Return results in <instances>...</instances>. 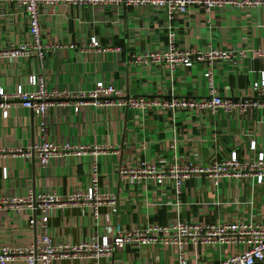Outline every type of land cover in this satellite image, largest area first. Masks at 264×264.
Masks as SVG:
<instances>
[{
  "label": "crops",
  "instance_id": "1",
  "mask_svg": "<svg viewBox=\"0 0 264 264\" xmlns=\"http://www.w3.org/2000/svg\"><path fill=\"white\" fill-rule=\"evenodd\" d=\"M43 38L52 47L44 60L33 55L5 57L10 44L29 38L28 20L14 3L0 2V87L16 91L18 85L30 89L28 78L35 73L46 76L50 88L80 92L97 81L113 83L121 89V100L129 95L167 98L210 97L205 77L210 69L199 59L198 50L222 48L235 51L228 60L216 62L212 75L216 93L224 98H257L251 85L264 73V59L252 49L264 48V9H217L213 14L195 5L171 22L163 12L153 10H112L60 4L54 14L42 16ZM176 44L195 52L194 64L179 66L173 73L165 64L134 63L133 55L164 48L170 30ZM96 35L102 46H89ZM76 44V47H70ZM238 51V52H237ZM240 51H245L242 55ZM54 105L41 118L16 99L8 100V116L0 107V198L35 196L41 192L69 196L85 193L97 167L99 191L117 198V212L105 203L98 213L84 202L66 204L50 213L48 228L53 243L81 242L112 238L115 228H142L166 224L181 218L187 221H249L264 223V181L256 177L223 178L219 184L205 174L187 180L180 204L172 187H160L147 180L130 184L120 180L119 168L140 161L190 160L206 164L228 158L236 151L242 159H254L264 152V110L247 115L215 111H179L175 114L155 110L142 113L125 106L86 105L76 113L69 98ZM44 121L47 131H40ZM57 144L69 142L85 146L81 155L66 154L41 166L34 154L41 140ZM256 147H251V142ZM95 146L106 147L95 150ZM20 150V151H19ZM26 153H30L27 158ZM7 171V177L4 173ZM34 210L24 205L16 212L12 204H0V246L36 244L40 226L31 224ZM239 248V247H238ZM231 245L187 246L188 258L195 263H217L238 250ZM241 249V248H240ZM177 264L174 251L160 244L138 247L128 244L100 257L67 258L53 264ZM12 264H27L19 260ZM41 264V263H38Z\"/></svg>",
  "mask_w": 264,
  "mask_h": 264
},
{
  "label": "built area",
  "instance_id": "2",
  "mask_svg": "<svg viewBox=\"0 0 264 264\" xmlns=\"http://www.w3.org/2000/svg\"><path fill=\"white\" fill-rule=\"evenodd\" d=\"M1 3H14L17 9L25 14L28 20L29 38L25 42L12 43L2 52L5 57H25L33 55L44 60L45 53L52 47L50 42L43 38L42 16L54 14L58 5L82 7L111 8L120 11L126 8L135 10H153L163 12L166 21L171 22L177 15L186 14L192 6L203 8L207 14H213L217 9L238 8L249 10L254 8L264 9V0H0ZM89 46L99 48L102 46L96 35L90 39ZM70 47H76L71 44ZM254 55L264 59V48L252 49ZM238 52V51H237ZM235 51L222 48H209L198 50L199 59L206 61L210 69L204 74L211 89L210 97H181L171 94L167 98L154 96L147 98L144 95H129L121 100L122 91L113 83L97 81L93 88L80 92L68 89L50 88L46 76L35 73L29 76L30 89L18 85L16 91L7 92L0 87V107L4 108V116H8V100L16 99L22 107L33 110L38 116L44 118L48 110L54 105L55 99H61L58 104H66L69 98H76L73 109L78 113L86 105L112 106L119 105L149 113L155 110L172 112L179 111L200 112L203 109L215 111L222 107L230 113L247 115L257 110H264V73L262 77L255 80L251 88L257 94V98H240L232 100L224 98L216 93L212 66L222 60H228ZM246 55L245 51H240ZM195 52L191 49H182L176 44V33L170 27L168 42L164 48H157L133 55L134 63L165 64L171 73L179 66L190 67L194 64ZM40 131L46 132L45 122L40 124ZM255 149L256 142H251ZM85 146L72 145L69 142L57 144L52 140L43 139L35 144L34 154L37 156L41 166L48 167L54 158L66 154L81 155L85 152ZM107 148L95 146V150H106ZM20 151V150H19ZM28 158L30 153H26ZM93 178L85 193L75 192L63 197L55 193L41 192L35 196L0 198L1 203L12 204L18 212L26 205L34 210L30 220L31 224L39 225L41 228V239L36 244L28 246H15L5 243L0 246V264H12L19 260L27 264H53L56 260L67 258H93L110 254L115 248L123 249L126 245L138 247L160 244L174 251L177 264H199L191 262L187 254V246L210 247L217 245H231L239 247L238 250L229 254L217 263L210 264H256L264 263V223L249 221H218L199 222L187 221L176 218L166 224H148L142 228H124L117 226L112 238L104 236L102 240H86L81 242L62 241L53 243L48 228L51 211L56 207L75 202H84L98 213L100 205L107 203L113 212H117V198L114 195L101 193L98 187L97 167L92 168ZM120 180L130 184H141L150 180L160 187L170 186L175 191L176 205L180 204V196L188 179L193 175H207L214 184L218 185L223 178L242 179L256 177L257 182L264 181V152L256 155V158L242 159L236 151L228 158L214 160L201 164L190 160L180 162L176 160H159L156 162L140 161L132 166H121L118 170ZM7 177V171L4 173ZM241 248V249H240ZM156 264V263H153ZM209 264V263H202Z\"/></svg>",
  "mask_w": 264,
  "mask_h": 264
},
{
  "label": "water",
  "instance_id": "3",
  "mask_svg": "<svg viewBox=\"0 0 264 264\" xmlns=\"http://www.w3.org/2000/svg\"><path fill=\"white\" fill-rule=\"evenodd\" d=\"M256 264H264V263H260V262H258V263H256Z\"/></svg>",
  "mask_w": 264,
  "mask_h": 264
}]
</instances>
